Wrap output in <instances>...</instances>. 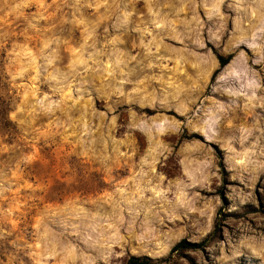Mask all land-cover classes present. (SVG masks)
Masks as SVG:
<instances>
[{
    "label": "rangeland",
    "instance_id": "rangeland-1",
    "mask_svg": "<svg viewBox=\"0 0 264 264\" xmlns=\"http://www.w3.org/2000/svg\"><path fill=\"white\" fill-rule=\"evenodd\" d=\"M0 95V264H264V0H0Z\"/></svg>",
    "mask_w": 264,
    "mask_h": 264
},
{
    "label": "trees",
    "instance_id": "trees-1",
    "mask_svg": "<svg viewBox=\"0 0 264 264\" xmlns=\"http://www.w3.org/2000/svg\"><path fill=\"white\" fill-rule=\"evenodd\" d=\"M233 57V54L218 56L219 68L215 71L214 76H216L220 71H222V69H224L232 61ZM9 113V105L6 103L5 100H3L2 96L0 95V125L3 129H9L13 126V122L9 118ZM205 244L206 240L199 243H195L183 239L171 248L169 255L165 258H162L160 260H154L148 256H132L129 258L128 264H158L168 262V260H171L174 256H180L184 254L186 250H197L205 246Z\"/></svg>",
    "mask_w": 264,
    "mask_h": 264
}]
</instances>
